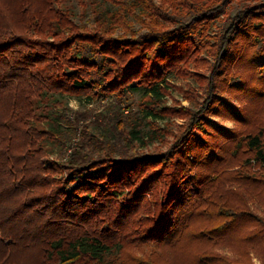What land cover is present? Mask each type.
<instances>
[{
  "label": "trees",
  "instance_id": "trees-1",
  "mask_svg": "<svg viewBox=\"0 0 264 264\" xmlns=\"http://www.w3.org/2000/svg\"><path fill=\"white\" fill-rule=\"evenodd\" d=\"M171 73L204 80L177 132ZM256 257L264 0H0V264Z\"/></svg>",
  "mask_w": 264,
  "mask_h": 264
},
{
  "label": "rangeland",
  "instance_id": "rangeland-1",
  "mask_svg": "<svg viewBox=\"0 0 264 264\" xmlns=\"http://www.w3.org/2000/svg\"><path fill=\"white\" fill-rule=\"evenodd\" d=\"M137 27H139L137 25ZM169 81L171 82V89L167 93V105L171 109V115L170 117V122L172 124L173 130L175 132L179 131L181 127H184L186 124V119L184 118L183 112L177 113L175 111L182 110L184 107L185 108H193L195 107L194 104L192 105L190 100L187 98L188 93H192L194 95L195 93L197 97L201 96L202 93V85L204 80L199 77L196 74L190 73L188 76H182L177 73H171L169 75ZM62 100H64L71 108L75 110H85V109H92L91 106H87V103L83 98H77V97H61ZM142 95L141 93H128L125 96V102L127 104L136 106L141 103ZM199 100H202L201 98ZM235 105H237V100H233ZM106 106V105H105ZM91 107V108H90ZM137 108V107H136ZM104 109V108H103ZM102 111V108L101 110ZM211 119L221 123L222 125L227 126L228 128L235 129L237 128V124L229 119L225 118L223 116H216L213 115L211 116ZM174 140V136H169L168 137V143H172ZM164 149H168V146H165ZM221 252H223L226 255L229 256H234L233 253L229 249H221ZM256 264H263L260 259L257 257L255 258Z\"/></svg>",
  "mask_w": 264,
  "mask_h": 264
}]
</instances>
